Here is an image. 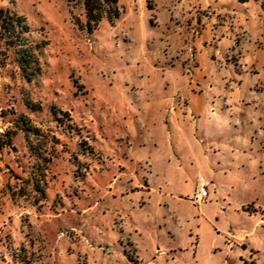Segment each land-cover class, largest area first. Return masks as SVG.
<instances>
[{
  "label": "rangeland",
  "instance_id": "rangeland-1",
  "mask_svg": "<svg viewBox=\"0 0 264 264\" xmlns=\"http://www.w3.org/2000/svg\"><path fill=\"white\" fill-rule=\"evenodd\" d=\"M119 8L0 0V264H264V0Z\"/></svg>",
  "mask_w": 264,
  "mask_h": 264
},
{
  "label": "trees",
  "instance_id": "trees-1",
  "mask_svg": "<svg viewBox=\"0 0 264 264\" xmlns=\"http://www.w3.org/2000/svg\"><path fill=\"white\" fill-rule=\"evenodd\" d=\"M69 2L75 0H68ZM85 5L87 24L86 28L92 32L97 25L107 17L110 21L121 15L119 8V0H82ZM246 2L247 0H240ZM12 144L11 137L6 142L0 141V148L10 146Z\"/></svg>",
  "mask_w": 264,
  "mask_h": 264
},
{
  "label": "built area",
  "instance_id": "built-area-1",
  "mask_svg": "<svg viewBox=\"0 0 264 264\" xmlns=\"http://www.w3.org/2000/svg\"><path fill=\"white\" fill-rule=\"evenodd\" d=\"M209 198V191L207 188V181L201 177L199 179L198 187L195 190L192 199L196 203H201Z\"/></svg>",
  "mask_w": 264,
  "mask_h": 264
},
{
  "label": "crops",
  "instance_id": "crops-1",
  "mask_svg": "<svg viewBox=\"0 0 264 264\" xmlns=\"http://www.w3.org/2000/svg\"><path fill=\"white\" fill-rule=\"evenodd\" d=\"M209 198H210V193H209ZM209 198H208V199H209ZM208 199H207V200H208Z\"/></svg>",
  "mask_w": 264,
  "mask_h": 264
}]
</instances>
